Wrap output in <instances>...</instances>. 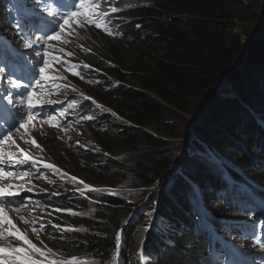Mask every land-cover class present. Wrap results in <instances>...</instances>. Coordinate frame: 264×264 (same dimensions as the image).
I'll list each match as a JSON object with an SVG mask.
<instances>
[{
	"label": "trees",
	"instance_id": "1",
	"mask_svg": "<svg viewBox=\"0 0 264 264\" xmlns=\"http://www.w3.org/2000/svg\"><path fill=\"white\" fill-rule=\"evenodd\" d=\"M107 2L103 9L112 10L109 5H113L112 8L117 9L113 15L123 13L119 23L112 22L122 26L112 34L98 30L82 57L84 62L100 68L106 75L82 68V82L78 84L109 110L94 106L89 99L79 98L84 113L79 122L86 127L96 151L79 149L71 155L67 151L63 161L68 174H64L65 181H60L59 187L77 190L75 194L69 193V197L61 196V192L53 195V203L71 211L49 214L59 225L55 228L49 225L47 231L40 234L41 247L62 264H69L73 257L74 264H213L209 259L210 244L197 233L196 221L202 218L194 209L195 203L205 202L203 205L208 210L204 214L210 217L211 225L218 232H230L220 228L221 224L242 218L232 198L240 203L248 200V194L230 190L231 180L236 177L248 183L254 192L264 197V149L260 138L252 139L247 151L249 158L244 152L240 153V158L234 157L243 175L224 169L222 175L217 176L209 167L213 158L196 157L191 163L186 157L159 199L157 212L165 222L149 230L143 245L142 234L138 238L137 228L130 221L132 205L111 190L129 186L146 194L143 189L158 178L166 180L172 163L163 152L168 140L180 132V125L174 124L173 109L192 108L193 103L184 102L188 98V87L198 91V96L204 93V88L216 89L223 74L221 69L226 71L243 49L239 36L233 32L239 10L246 5L252 13L259 4L254 0L247 3L245 0ZM3 3L4 0L0 1ZM4 15L0 6L2 37L8 34ZM261 23L263 25V21ZM257 34L248 58L264 64V26ZM222 57L229 61L220 62ZM216 64L217 71L213 73L210 68ZM239 67L230 73L234 82L232 95L224 96L225 91H222L219 96L214 94L209 98L210 93L201 104L208 109L223 106L233 112L239 126L232 128L229 121H224L217 132L224 129L230 133L229 138L238 136L237 142L253 132L264 137V81L258 77L254 86L247 88L245 75H241V70L237 72ZM208 109L201 113V125L196 126L201 133L199 138L215 145L218 151L234 155L229 152V141L220 135L223 133L220 131L219 136H215V132L209 130L212 125L203 123V119L210 116ZM213 136L218 139L214 140ZM216 163L221 168L220 162ZM70 175L80 181H73ZM179 176L194 180L200 188L199 197H193ZM61 226L72 231L62 237L61 229L65 228ZM212 226L209 229L214 231ZM118 232L121 233L119 246Z\"/></svg>",
	"mask_w": 264,
	"mask_h": 264
},
{
	"label": "rangeland",
	"instance_id": "2",
	"mask_svg": "<svg viewBox=\"0 0 264 264\" xmlns=\"http://www.w3.org/2000/svg\"><path fill=\"white\" fill-rule=\"evenodd\" d=\"M35 1L37 2L36 6L46 9L45 18H43V15H39L38 25L35 24L37 13L31 14L29 17H24L23 21L19 20L18 18L14 19L12 15L5 13L4 23L6 22V24L11 28L12 32L16 33L13 38L15 40L19 36H24L27 38V46L24 52L15 46H7V52H4L6 55H11L12 60H14L15 65L19 70L17 75H15V73H11V76H15L17 81L20 82H23L29 77L33 78V81L31 82L32 84H29L30 86L28 87H23L22 85L21 88H16L11 83H7V91L5 93H11L13 97L12 99H14L19 97L21 93L26 92L28 94V92H35L36 96L34 99L38 98L40 102H49L48 104H45L43 108L44 111L51 115L50 118L55 122L57 129L53 132V134L51 133L47 136H42L38 133L36 128H29L27 131L32 132L27 133L24 137L23 133L26 131L25 127L23 129L19 127L20 124L24 123L19 121L16 123L18 129L14 130V133H10L8 137H3V125L13 121L14 119L12 116L4 117L3 115L0 116V143L6 152L5 168L7 164L14 162L15 160H22L23 156L21 152L26 153L29 156L32 155L31 153H33L35 156L45 159L47 164L53 165V167L49 169L43 167V165L46 163H38L40 166L36 164L35 167L32 165L31 168L32 162L28 161L29 163L26 162L25 164L19 165L20 170H16L19 169V166L17 165L13 164L8 166L9 170L15 169L12 170V173H18L25 168H31L30 172H26L27 175L22 177L26 185L21 183V187L27 189L29 193H27L26 196L15 198L14 202L8 207L7 210L10 212V214L8 215L7 211H5V214L8 215L9 219H11L16 225V229L22 233H26L27 236L31 238L33 243L37 244L36 238L39 237L38 234L41 233L45 227L56 222L47 216V213H51L50 209H53L54 211L56 209H61V211L64 210L53 203L54 201L52 199V194H44L50 193L53 190H58V188H60L59 182L65 181L62 179V175L67 174V167L63 161L64 157L68 155V152H70L71 155L74 152H77L79 149L84 151H96L93 140L89 136L86 127L79 122L84 117V113L80 111L81 108L78 106L79 98L81 96H85L93 100V103H95L94 105L100 107L104 106L93 99L89 94L87 95L81 86L78 85V83L82 82V77L79 76L78 73V67L81 66L79 64L83 63L82 51H87L89 48V41L98 35L97 31H95V29L98 28L96 26L97 24L88 17L79 16L75 18L76 16L73 17L71 15L72 12L88 13L91 10L87 11V9H92L95 6L98 8L100 5L102 6L103 3L101 0H84L83 4H81V0ZM248 1L250 0H245V3ZM254 3H258L259 6L256 9H253L252 13H249L250 10L246 5H244L243 8L239 10V16L235 20V29L233 32L239 36L241 44H243V49H241L242 51L237 54L235 62L229 68L226 67V71L221 69L223 74L218 82V84H220L215 90L210 88L202 89V91L204 90V93L201 96H198V91L194 90L192 87H188V98H186L184 102L187 104L193 103L192 108L191 106H188L187 111L176 108L173 109V115L175 119L174 124L180 125L178 128L180 132H178V136L168 140V146L163 152V156L166 158V160H169L172 163L169 170L171 173L165 176L166 180H163L162 177L158 178L153 185L143 189L146 194H143V192L138 188L129 186H117L116 189L111 190L114 194L119 193L126 199L128 203L132 205L130 221H132L133 226L137 228L136 233L138 234V238H141L142 234V245L150 233L149 230H154L158 224L165 222V220L162 219V217L157 212L159 199L161 193L165 191L166 187L169 186L171 179L177 172L180 171V164L186 157H188V161L191 163L195 161L196 157H198V159H202L203 156H209L210 158H213V162L212 164L210 163L209 167L211 168L214 175L218 176L222 175L224 169H231L234 171L239 167L234 157L238 156L240 158V153L244 152L249 158V153L247 151L250 150L251 141L253 138H260V143L262 144V147H264V137L255 132L249 135L246 134L247 138L245 139L242 137L239 142H237L238 136L233 135V133V136H237L236 139L233 137L229 138L230 133H227L224 129L217 132V129L220 128L219 126L222 122L229 121L232 124V128H234L239 126L238 120L234 117L232 111H228L223 106H213L208 109V106L204 108L205 106L202 107L201 105L202 100H204L205 97H207L210 93L211 96H209V98L214 94H216L215 96H219L222 91H225L224 96L227 95V97L233 94L231 87L232 84L234 85V82L232 80L233 77L230 76V73L235 69V67H238L237 65H239V62L241 64L237 72L239 74V71L241 70V75H245L246 79L244 80V85L247 88H252L254 86V81L258 77H260V81H264V64H259L258 61L252 62L248 58L250 52L252 51L251 43L255 42L257 39L256 35H258V32L255 33L253 38L250 37L253 35L252 32L255 29L260 13L261 20L263 19V25L260 23V28L261 26H264V0H254ZM101 6L100 12L102 11ZM252 14L254 16L251 17ZM51 16L54 17L53 20L51 19ZM124 18H127V15H125ZM254 18L255 20L252 21ZM65 19L69 20V23L65 25L63 29H61L60 26L63 24ZM17 25L20 26L19 32H17ZM29 25L30 29L27 30L26 27ZM6 30L8 31L7 26ZM57 33L60 34L59 40L48 39L49 36H54ZM34 40L36 41L35 43L33 42ZM0 50L3 51V49ZM45 53L48 55L45 56ZM225 59L226 58L222 57L220 62L225 61ZM45 61H47L48 65L46 68V74L49 77L48 79L42 78L39 72V68L45 66ZM226 61H229V59H226ZM67 67H70V69H67ZM245 68L248 70H245ZM210 70L213 73L217 71V64L216 66L210 68ZM94 71L98 72L99 74L106 75L102 70H100V68H96ZM52 78H58V81L64 83L60 84L61 89H59L58 92H55L53 89L49 95H40V85L43 82H48ZM109 78L113 79L112 76H109ZM2 83H5V80L2 81ZM210 101L212 102L213 100ZM2 102L5 103L4 99L1 98L0 104ZM50 102L58 104L53 106L54 103ZM16 103H18V100ZM59 107H65L64 110L66 116L69 117H65L64 113ZM28 108L29 106L27 103L21 105L19 112H25V110ZM206 109H208L207 113L210 112V116H208L206 120L203 119V123H210L209 126L212 125L209 130L215 132V136H219L220 131L223 133H220V135L229 141V152H232L234 155H230L226 151H218L215 145L207 142L205 139L199 138V134L201 133L196 126L200 124L199 119H201V113ZM247 112H249V110ZM252 114H254V112ZM252 130L256 131L255 128ZM217 139L218 138L214 137V140ZM23 140L30 146H25ZM32 141H35V144H33ZM28 150H32L31 153ZM188 152H190V155H188ZM216 161L220 162L221 168L216 163ZM55 164L62 170L63 174L60 173V175L58 174L57 170L53 169L57 167ZM4 172H8V170H4ZM171 175L172 177L168 178ZM192 180L193 179L191 178L190 181L192 182ZM195 180L197 181V179ZM2 182L3 181H0V183ZM4 183H7L6 178H4ZM202 184L204 185L203 181ZM240 184L248 185V183L244 182H240ZM83 185L85 186V184ZM141 194H143V196H141ZM196 197H199V194H197ZM196 202L197 203H195L196 206L194 209L200 212V215H203V213L208 210V208L203 205L205 202L203 200L201 202ZM192 203L193 202L190 200L189 204ZM212 204L213 203H206V205L210 206H212ZM260 207H262V212L256 214L258 220L257 227H261V222H264V205H260ZM69 211L71 210L69 209ZM210 211H212V209H209V212ZM66 212H68V210ZM149 213H152L151 217H149ZM1 225L3 227V232L6 233V237L4 238L7 239L0 238V247H27L24 243L19 242L14 237L8 235V225ZM149 225H151V227L147 232H145V227ZM54 226L56 227V225ZM41 245H43L42 241ZM140 250L141 251L139 252H142V249ZM49 253V251L44 250L45 258L43 255H40V259L38 260L41 261L43 259L42 264H48L49 261H52V256H50L51 254ZM256 253L259 255L257 258L259 262L264 264V257H262L264 255V239Z\"/></svg>",
	"mask_w": 264,
	"mask_h": 264
},
{
	"label": "snow or ice",
	"instance_id": "3",
	"mask_svg": "<svg viewBox=\"0 0 264 264\" xmlns=\"http://www.w3.org/2000/svg\"><path fill=\"white\" fill-rule=\"evenodd\" d=\"M84 3V0H81V4ZM91 9H87V11H90ZM112 11L115 12L117 11L116 8H112ZM54 14V13H52ZM71 15L73 17L80 15V13L78 12H72ZM69 23V20L65 19L63 24H61V29L64 28L65 25H67ZM97 27H101L100 24L96 25ZM137 28L140 27V25L136 26ZM20 31V26L17 25V32ZM105 31H109V29H105ZM49 40H59L60 39V34L57 33L54 36H49L48 37ZM6 55V53H4L2 50H0V58L4 57ZM48 54L45 53V56H47ZM47 61H45V66L44 67H40L39 68V72L42 76V78L44 79H48L49 77L46 74V68H47ZM82 67H89L87 65H83ZM5 68L4 67H0V72H4ZM10 83L16 87V88H21L22 87V83L17 81L15 78H13ZM36 96L35 92H28L27 97H26V101H27V105L29 106V108H31L32 106H34L35 104L39 103V99L36 98L34 99V97ZM4 99L6 100V102L8 104L12 103V98H11V93H9L7 96L4 97ZM85 99H88L87 97H85ZM19 101L20 103H24V97L21 96L19 97ZM20 128H24L25 125L24 124H20L19 126ZM33 144H35V141H32ZM21 154L23 155V159L22 160H15L13 163L14 165H21V164H25L28 161H32V157H30L29 155H27L26 153L21 152ZM36 161H32V165L33 167H35L36 165ZM44 168H52L53 165L51 164H44L43 165ZM0 174H3L5 176H11L13 175V173L11 172H4L3 169H0ZM25 175H27V173H25ZM73 181L76 180L75 177L71 178ZM178 179H180L191 191L193 197H195L199 192H200V188L199 186L190 181V178L185 177V176H179ZM16 187L14 185H8L7 188L4 187H0V198L5 197V196H18L20 194L19 190L17 191H13L12 189ZM87 188V186H85ZM89 191H91V189H89ZM26 202V200H25ZM8 203H11V201H8ZM55 211H61V209H56ZM155 211V210H153ZM149 217L152 216V213L148 214ZM0 224H6L8 225V235L11 237H14L17 241H23V243L27 246V247H13V248H4V247H0V264H42V261L34 259L33 258V254L36 253H41V248H38L35 244L32 243L31 240H29L27 238V236H25L22 232H20L18 229H16V225L13 223V221L11 219H9L8 215L5 214L4 212V207L3 204L0 203ZM151 227V225L145 227L144 231L147 232L149 230V228ZM68 231H72V229H61V235L62 237L65 235V233H67ZM120 236L121 233L118 232L116 234L117 237V246H119V240H120ZM75 258H72V261L69 262V264H74ZM48 264H62V262L56 261V260H52L49 261ZM225 264H227V262H225Z\"/></svg>",
	"mask_w": 264,
	"mask_h": 264
},
{
	"label": "clouds",
	"instance_id": "4",
	"mask_svg": "<svg viewBox=\"0 0 264 264\" xmlns=\"http://www.w3.org/2000/svg\"><path fill=\"white\" fill-rule=\"evenodd\" d=\"M107 1H109V0H101V2L103 3V5L101 6V8H102V11L100 12V11H96V12H93V11H91V12H88V13H85V16H83V17H88V18H90V19H92L96 24H100L101 25V27H98V28H96L95 29V31H98V30H102L104 33H107V34H112L113 33V31H115V30H117L119 27H121L122 25H114L113 23H119L120 22V20H121V18L123 17V13H121V14H119L118 13V15L116 16V15H113V11L112 10H105V9H103V7L105 6V3L107 2ZM109 7H110V9L112 8V7H114L113 5H109ZM114 16H116V18L114 19L113 17ZM113 22V23H112ZM5 24H6V22H5ZM6 26L8 27V31H7V36H5L6 37V39H7V41H9V43L10 44H12V45H14V46H17V43H15V39L13 38L15 35H16V33H14V32H12V30H11V28L6 24ZM109 29V31H105V29ZM0 37H1V35H0ZM1 49V48H0ZM89 49V48H88ZM3 52H5V51H3ZM82 61H83V64H86L87 66H89V67H87L85 70H95L96 69V67H93L92 65H90V64H88L87 62H84V60L82 59ZM79 85V84H78ZM80 86V85H79ZM82 88V87H81ZM83 89V88H82ZM84 90V89H83ZM85 91V90H84ZM86 93H87V91H85ZM88 94V93H87ZM90 95V94H89ZM91 96V95H90ZM81 97H84L85 98V96H81ZM93 97V96H92ZM88 98V97H87ZM94 98V97H93ZM90 101H92L93 102V100H91L90 98H88ZM95 99V98H94ZM96 100V99H95ZM96 101H98V100H96ZM99 102V101H98ZM100 104H102L101 102H99ZM93 104H95V103H93ZM103 105V104H102ZM78 106L80 107V104H79V101H78ZM104 106V105H103ZM106 109H108L106 106H104ZM81 108V107H80ZM109 110V109H108ZM80 111L81 112H83V110L82 109H80ZM111 111V110H110ZM56 129H48L47 130V133L46 134H44V135H42V136H47L48 134H53V132L55 131ZM34 133V132H33ZM35 134V133H34ZM24 137H25V135H24ZM23 137V138H24ZM23 142H24V144H25V146H30L27 142H25L24 140H23ZM28 144V145H27ZM261 148H263L264 149V147H261ZM30 153H31V151L32 150H28ZM32 155H30L32 158H33V161L35 160V161H41V162H45V159H43V158H41V157H38V156H35L33 153H31ZM46 163V162H45ZM47 164V163H46ZM1 165H5V164H1ZM32 165V164H31ZM56 165V164H55ZM57 166V165H56ZM233 172H237V174H239V175H243L244 173H240V168L238 167L237 169H235ZM58 174H60V173H58ZM62 174V173H61ZM60 174V175H61ZM67 174H68V172H67ZM65 175L63 174L62 175V179H63V177H64ZM71 177H72V175H70ZM76 180L77 181H80V179L79 178H77L76 177ZM239 181L240 182V180L238 179V178H234L233 180H231V182L232 181ZM249 189H251V187L249 188ZM62 190V191H61ZM76 188H68L67 190H63L61 187L58 189V190H53L52 192H50V193H44V194H52V195H54V196H56V195H58V193L59 192H61V196H65V197H69L70 195H69V193L70 194H75L76 193ZM55 191H58L57 193L55 192ZM27 193H29L28 192V190L26 189L24 192H23V194H21V195H23V196H26V194ZM83 194V193H82ZM40 195H42V194H40ZM84 196H86L85 194H83ZM12 200H14L15 198H17V197H10ZM47 205V204H46ZM56 206H57V204H56ZM64 210H62V211H54L53 209H50V211L52 212H66L67 210H69V209H66V208H63ZM49 214H51V213H47V216L48 217H50L49 216ZM51 218V217H50ZM52 219V218H51ZM54 220V219H53ZM51 225V224H50ZM54 225H56V227H58V225H59V223L58 222H55V223H52V225L51 226H53L54 228H55V226ZM49 226V225H48ZM62 228H65V226H61ZM45 230V232L47 231V227H45L44 228ZM44 231H42L41 233H39L38 234V236H39V238H40V234H42ZM41 241L42 240H39V239H36V242H37V244L36 245H38V246H42L41 245ZM33 242V241H32ZM55 258V257H54Z\"/></svg>",
	"mask_w": 264,
	"mask_h": 264
},
{
	"label": "bare ground",
	"instance_id": "5",
	"mask_svg": "<svg viewBox=\"0 0 264 264\" xmlns=\"http://www.w3.org/2000/svg\"><path fill=\"white\" fill-rule=\"evenodd\" d=\"M43 3V2H42ZM108 3V2H107ZM106 4V3H105ZM114 4V3H113ZM44 6V5H43ZM19 8V7H18ZM112 9V8H111ZM83 52V51H82ZM33 81V78L32 77H29V78H27V79H25L23 82H21L22 83V85H23V87H28V86H30L29 84H32L31 82ZM94 82V81H93ZM82 84V83H81ZM26 85V86H25ZM96 87V86H95ZM88 88V87H87ZM94 88V87H93ZM88 95V94H87ZM92 97V96H91ZM93 98V97H92ZM94 99V98H93ZM2 101V100H1ZM97 103V102H96ZM90 104V103H89ZM84 105V104H83ZM82 105V106H83ZM95 106V105H94ZM81 107V106H80ZM83 108V107H82ZM95 108V107H94ZM104 110V109H103ZM53 111H54V109H53ZM91 113V112H90ZM93 113V112H92ZM95 119V118H94ZM18 129V128H17ZM14 133V132H13ZM20 147V146H19ZM17 150V149H16ZM23 156V155H22ZM70 156V155H69ZM29 163V162H28ZM27 166V165H26ZM58 196V195H57ZM4 199H6V202H8V201H11V202H13V200L10 198V197H8V196H5L4 197ZM252 208V207H251ZM251 208H249V210L251 209ZM8 237V236H7ZM258 258V257H257Z\"/></svg>",
	"mask_w": 264,
	"mask_h": 264
},
{
	"label": "water",
	"instance_id": "6",
	"mask_svg": "<svg viewBox=\"0 0 264 264\" xmlns=\"http://www.w3.org/2000/svg\"><path fill=\"white\" fill-rule=\"evenodd\" d=\"M262 22L261 20V13L259 14V17H258V20H257V23H256V26H255V29L253 30L252 32V36L250 38H253L255 36V33L258 32L259 28H260V23ZM246 53V52H245ZM239 65L241 64L240 62L238 63ZM237 65V66H239Z\"/></svg>",
	"mask_w": 264,
	"mask_h": 264
}]
</instances>
